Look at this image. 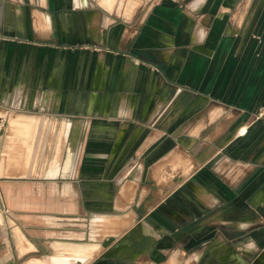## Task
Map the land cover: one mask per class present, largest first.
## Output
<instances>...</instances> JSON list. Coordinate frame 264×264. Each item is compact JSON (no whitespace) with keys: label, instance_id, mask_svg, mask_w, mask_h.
Returning <instances> with one entry per match:
<instances>
[{"label":"crops","instance_id":"1","mask_svg":"<svg viewBox=\"0 0 264 264\" xmlns=\"http://www.w3.org/2000/svg\"><path fill=\"white\" fill-rule=\"evenodd\" d=\"M212 7L160 0L116 19L90 0H0V155L13 146L0 157V264H264V150L245 153L236 129L250 119L201 64ZM37 118L55 120L40 177ZM32 179L56 189L53 206L17 207Z\"/></svg>","mask_w":264,"mask_h":264},{"label":"rangeland","instance_id":"2","mask_svg":"<svg viewBox=\"0 0 264 264\" xmlns=\"http://www.w3.org/2000/svg\"><path fill=\"white\" fill-rule=\"evenodd\" d=\"M160 0H90L95 10L106 11L111 17L116 19H130L132 14L140 15L147 10L152 4ZM170 1L173 4L184 3L187 0H161ZM221 3H227L228 7L220 8ZM213 20L220 22L214 27L213 35L210 42L213 52L208 55V59L202 60V65H208L210 68L211 79L215 85V96L227 97L233 101L228 108L240 110L244 118L250 119V125L245 124V132L243 136L245 153L264 150V0H212ZM115 5V6H114ZM114 7V8H113ZM104 8V9H103ZM113 9V11H111ZM218 14L221 18H218ZM38 42L43 44H57V38L50 36L45 38L44 35H38ZM45 46V45H43ZM77 44L75 43L73 48ZM42 47V45L40 46ZM61 49L63 47H60ZM65 48V47H64ZM70 48V47H68ZM39 49V48H38ZM44 49V48H42ZM98 51V48L93 47ZM41 50H38L40 60L44 59V55H40ZM60 54L59 52H57ZM58 54H55L57 56ZM76 64V59L74 60ZM219 99V98H218ZM1 113V112H0ZM5 116L2 128L9 129V116ZM50 121L43 118H37V135L35 138L36 152L31 151V156H35L37 164L35 175L40 177L45 175V164L51 156L49 148L45 150L44 143L48 137H45L44 129L50 124ZM41 132V133H40ZM6 133H9L7 131ZM33 137L30 139H34ZM86 140L87 136L85 137ZM204 138V137H203ZM18 137L11 135L4 136L6 144L13 145V141ZM21 142V141H20ZM22 149L27 147L21 142ZM260 146V147H259ZM13 146H6L3 155H0L1 160L5 158V164L9 163L12 156ZM32 150L35 146L32 144ZM27 149V148H26ZM23 151L21 155L23 156ZM246 155V154H245ZM259 174L264 177V163L260 165ZM38 184L27 185L30 187L28 191L29 199L24 200L17 207L25 209H43L53 206L51 203H56L55 200H46L45 193L56 191L50 184H43L44 179H32ZM39 194L40 199L34 198V195ZM47 195V194H46ZM2 202V200H0ZM6 205V204H5ZM11 207V206H10ZM8 208L11 211V208ZM1 221V217H0ZM16 234V233H15ZM105 247V246H103ZM104 253L110 254L108 248L105 247Z\"/></svg>","mask_w":264,"mask_h":264},{"label":"clouds","instance_id":"3","mask_svg":"<svg viewBox=\"0 0 264 264\" xmlns=\"http://www.w3.org/2000/svg\"><path fill=\"white\" fill-rule=\"evenodd\" d=\"M204 0H200V3H203ZM206 39V34L203 30H201L199 33H198V42L199 43H203L204 40ZM242 228L244 227H247L246 225H241ZM256 247L255 245V242L254 241H249V243L247 244V248L249 249H254Z\"/></svg>","mask_w":264,"mask_h":264},{"label":"bare ground","instance_id":"4","mask_svg":"<svg viewBox=\"0 0 264 264\" xmlns=\"http://www.w3.org/2000/svg\"><path fill=\"white\" fill-rule=\"evenodd\" d=\"M198 127H199V126H198ZM198 127H197V128H198ZM236 132H237V133H241V134L244 133V132H245V124H241V125L238 127V129H236ZM236 132H235V133H236ZM172 184H173V183H171V185H172ZM171 185H169L168 187H170ZM168 187H167V188H168ZM20 234H21V233H17V232H16L15 235H17V236L21 239L22 236H20ZM74 264H77V263H74Z\"/></svg>","mask_w":264,"mask_h":264},{"label":"water","instance_id":"5","mask_svg":"<svg viewBox=\"0 0 264 264\" xmlns=\"http://www.w3.org/2000/svg\"><path fill=\"white\" fill-rule=\"evenodd\" d=\"M109 241H110V239H106V241L103 243V246H107L108 243H109ZM102 255H103V257H108V256H110V254H108V253H103Z\"/></svg>","mask_w":264,"mask_h":264},{"label":"built area","instance_id":"6","mask_svg":"<svg viewBox=\"0 0 264 264\" xmlns=\"http://www.w3.org/2000/svg\"><path fill=\"white\" fill-rule=\"evenodd\" d=\"M5 210H7V209H5Z\"/></svg>","mask_w":264,"mask_h":264}]
</instances>
